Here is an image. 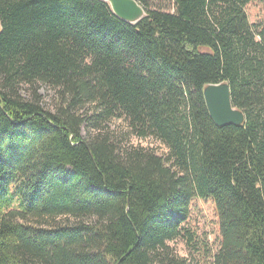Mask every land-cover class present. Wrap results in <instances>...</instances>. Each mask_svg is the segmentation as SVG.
Returning a JSON list of instances; mask_svg holds the SVG:
<instances>
[{
  "label": "trees",
  "instance_id": "trees-1",
  "mask_svg": "<svg viewBox=\"0 0 264 264\" xmlns=\"http://www.w3.org/2000/svg\"><path fill=\"white\" fill-rule=\"evenodd\" d=\"M137 1L146 16L133 25L101 0H0V264H197L170 246L197 250L196 198L220 220L212 264H264V25L249 21L252 0ZM222 83L241 126L210 116L203 91ZM115 119L167 157L119 138Z\"/></svg>",
  "mask_w": 264,
  "mask_h": 264
},
{
  "label": "rangeland",
  "instance_id": "rangeland-1",
  "mask_svg": "<svg viewBox=\"0 0 264 264\" xmlns=\"http://www.w3.org/2000/svg\"><path fill=\"white\" fill-rule=\"evenodd\" d=\"M152 7H168L170 9L171 4L169 0H147ZM246 12L250 23L264 25V0H252L246 7ZM38 93L42 98L43 105L46 109H53L56 103L55 92L45 86H41L38 89ZM31 91L28 88L23 89V96L29 97ZM110 129L116 132L119 138L127 137L128 143L136 147H143L152 149L158 156L164 158L167 157V149L160 143L155 142L152 139L139 140L136 137H132L129 132L126 123L123 120H112ZM86 133L83 132V135ZM186 228L191 230L195 234L197 241V250L189 251V247L184 240H177L170 243L172 249L180 257H185L192 260L197 264H212L211 255L217 253L221 244L220 234V220L216 211L214 202L211 199L202 200L196 198L193 200L190 208V217L186 224Z\"/></svg>",
  "mask_w": 264,
  "mask_h": 264
},
{
  "label": "water",
  "instance_id": "water-1",
  "mask_svg": "<svg viewBox=\"0 0 264 264\" xmlns=\"http://www.w3.org/2000/svg\"><path fill=\"white\" fill-rule=\"evenodd\" d=\"M101 1L107 3L113 14L126 23L137 24L146 16L144 8L137 0ZM203 93L210 116L217 126H241L245 123L243 112L232 105L230 87L227 83L208 85Z\"/></svg>",
  "mask_w": 264,
  "mask_h": 264
}]
</instances>
